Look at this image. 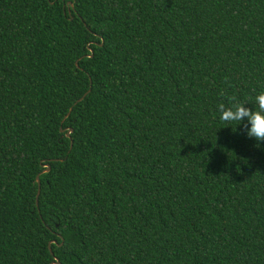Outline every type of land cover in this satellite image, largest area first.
Returning <instances> with one entry per match:
<instances>
[{
    "label": "trees",
    "instance_id": "1",
    "mask_svg": "<svg viewBox=\"0 0 264 264\" xmlns=\"http://www.w3.org/2000/svg\"><path fill=\"white\" fill-rule=\"evenodd\" d=\"M260 92L264 0H0V264H264Z\"/></svg>",
    "mask_w": 264,
    "mask_h": 264
},
{
    "label": "clouds",
    "instance_id": "2",
    "mask_svg": "<svg viewBox=\"0 0 264 264\" xmlns=\"http://www.w3.org/2000/svg\"><path fill=\"white\" fill-rule=\"evenodd\" d=\"M228 100L230 106H226L223 102L217 106L220 120L228 123L239 122V125L246 120L247 123H244V129L247 136L255 138L258 142H264V92L256 95L254 103L257 108L255 110L245 107L246 104L252 103L250 97L243 102L238 100L236 96H230ZM233 131H236V129Z\"/></svg>",
    "mask_w": 264,
    "mask_h": 264
},
{
    "label": "water",
    "instance_id": "3",
    "mask_svg": "<svg viewBox=\"0 0 264 264\" xmlns=\"http://www.w3.org/2000/svg\"><path fill=\"white\" fill-rule=\"evenodd\" d=\"M92 56V55H91ZM72 130H70V132H71ZM67 136H69V133H67L66 134ZM49 167L47 166V169L44 171V172H48L49 171ZM36 180H37V183H38V191H37V195H36V203L38 202V196H39V193H40V183H39V180H38V176L36 177ZM52 264H59L58 263V259L57 258H55V260H54V263H52Z\"/></svg>",
    "mask_w": 264,
    "mask_h": 264
}]
</instances>
